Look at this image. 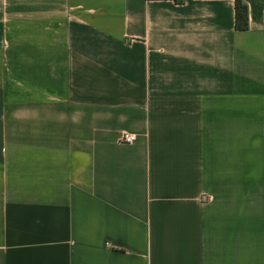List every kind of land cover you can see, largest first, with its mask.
<instances>
[{"label":"crops","instance_id":"obj_1","mask_svg":"<svg viewBox=\"0 0 264 264\" xmlns=\"http://www.w3.org/2000/svg\"><path fill=\"white\" fill-rule=\"evenodd\" d=\"M243 2L0 0V264H264Z\"/></svg>","mask_w":264,"mask_h":264},{"label":"trees","instance_id":"obj_2","mask_svg":"<svg viewBox=\"0 0 264 264\" xmlns=\"http://www.w3.org/2000/svg\"><path fill=\"white\" fill-rule=\"evenodd\" d=\"M235 28L241 32L249 30V8L243 0H235Z\"/></svg>","mask_w":264,"mask_h":264},{"label":"built area","instance_id":"obj_3","mask_svg":"<svg viewBox=\"0 0 264 264\" xmlns=\"http://www.w3.org/2000/svg\"><path fill=\"white\" fill-rule=\"evenodd\" d=\"M137 139V136L133 133L130 132H124L121 135V142L124 144H131L133 142H135Z\"/></svg>","mask_w":264,"mask_h":264}]
</instances>
